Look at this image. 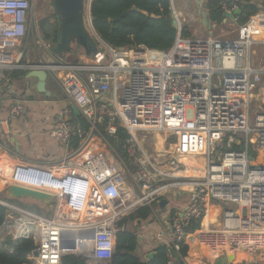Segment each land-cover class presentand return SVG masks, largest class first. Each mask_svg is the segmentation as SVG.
<instances>
[{
	"label": "built area",
	"instance_id": "obj_1",
	"mask_svg": "<svg viewBox=\"0 0 264 264\" xmlns=\"http://www.w3.org/2000/svg\"><path fill=\"white\" fill-rule=\"evenodd\" d=\"M239 1L222 0V7L232 13L240 7ZM34 3L0 0V69L27 70L23 62L27 51L21 43L32 25ZM260 25L264 15L256 14L239 25L234 39L179 35L165 52L117 48L96 33L98 50L89 62H50L49 75L71 105L55 118L48 133L68 149L59 165L17 167L27 174L12 184L53 193L56 215L48 217L7 202L0 245L6 237L34 239L36 248L25 264H62L65 234L78 230L92 237L87 247L93 262H109L120 231L117 220L140 207L159 206L172 188L185 182L191 185L188 204L165 219L152 236L156 247L168 246L169 264H176L175 252L180 254L195 235L213 255L243 249L257 258L263 256L264 110L253 123L250 113L254 95L264 94V62H252L253 47L264 44L256 37L264 33ZM72 105L89 124L87 130L69 121L76 117ZM24 112V102L16 101L8 117L0 119L1 147L9 149L10 123ZM119 127L128 135L121 143V155L103 142L110 144L107 136H117ZM162 131L173 138L172 151L149 154L141 137ZM74 138L79 144L71 148ZM193 157L202 161L191 163ZM188 162L195 170L202 166L203 174L174 172L173 165ZM168 163L172 172L164 168ZM81 193L86 208L79 220L71 210L79 211ZM215 203L218 225L188 232L192 220L201 219L202 225ZM61 209L65 218L59 215ZM70 251L83 250L79 245Z\"/></svg>",
	"mask_w": 264,
	"mask_h": 264
},
{
	"label": "trees",
	"instance_id": "obj_2",
	"mask_svg": "<svg viewBox=\"0 0 264 264\" xmlns=\"http://www.w3.org/2000/svg\"><path fill=\"white\" fill-rule=\"evenodd\" d=\"M239 6L244 7L243 12L238 15L237 23L242 24L247 22L252 16L256 15L260 9H264V0H240ZM205 7L210 11L211 19L221 25L227 17V12L222 7V0H208ZM171 0H92L91 14L93 16V28L96 33L108 44L117 48H140L148 50H156L158 52L168 51L176 42L179 36L178 28L173 26L170 18ZM53 16L56 18V24L51 31L48 28ZM48 16L40 21V26L44 31L45 36L52 43L58 39L59 23L57 15ZM52 25V26H53ZM181 37H191V29L187 25L182 26L180 33ZM77 62V61H75ZM28 73L27 70L16 69L13 71V76H24ZM73 121L80 123L84 129L89 128V124L81 117L76 116ZM127 132L124 128L119 127L117 136H107L110 144H116V141L122 143L127 138ZM79 144V139L74 138L70 147L75 148ZM239 148L238 145H235ZM21 173L14 168L13 177L16 180L21 179ZM2 199L12 203L20 204L26 209L33 211H42V207L36 203L26 204L25 201L11 200L7 197ZM177 210L172 209L170 216H175ZM153 214V209L150 206H143L134 211L128 219L132 221L149 219ZM7 216V208L0 203V225H2ZM127 219H124L121 225L126 224ZM201 227V219L192 220L187 227L188 232H194ZM78 239V238H76ZM63 241L65 248L71 246L72 241ZM198 239L191 241L192 251L191 257L194 261L200 259L201 253H204V248L197 247ZM139 240L137 234L126 227L125 230L117 232L116 235V250L112 260L106 263L98 264H169L168 246L158 245L153 250L155 255L151 259L144 260L137 253ZM36 248L34 239H21L14 241L10 237H6L0 245V264H25L28 261V254ZM189 246L184 245L180 251V257L177 258L176 264H188L186 257L188 256ZM239 254L238 261L241 259H250L253 255L246 253ZM209 252L206 255L209 256ZM257 257V256H256ZM264 256H258V258ZM207 258V257H206ZM215 260V259H214ZM62 264H88L84 259L71 253L62 257ZM200 264V263H199ZM244 264V263H239ZM255 264V263H254Z\"/></svg>",
	"mask_w": 264,
	"mask_h": 264
},
{
	"label": "crops",
	"instance_id": "obj_3",
	"mask_svg": "<svg viewBox=\"0 0 264 264\" xmlns=\"http://www.w3.org/2000/svg\"><path fill=\"white\" fill-rule=\"evenodd\" d=\"M204 1V0H203ZM208 0H205V3ZM199 0H173L175 9L179 16H182L183 13L191 7H195V18L199 21V25L203 31H212L209 29L202 20V16L200 14L199 4L197 3ZM202 7H205L202 5ZM205 10L210 15V11L205 7ZM258 15H264V9H260L257 13ZM193 20V19H191ZM189 22V21H188ZM187 22V23H188ZM91 23V21H90ZM212 24L214 26L218 25L212 20ZM222 24L230 25L231 28L238 31V27L240 24L237 21H234L233 18L224 19ZM92 26V24H91ZM213 26V28H214ZM260 28H263L264 25H260ZM87 27V26H86ZM92 29L93 36L96 41V31ZM89 30V29H88ZM90 31V30H89ZM91 32V31H90ZM263 32H260L256 35V37H261ZM210 36V35H208ZM212 36V35H211ZM58 39V38H57ZM58 41V40H57ZM56 42L49 43V56L46 53L40 54L42 59H28L24 63H40V62H62L68 64L75 63H84L89 62L91 60L92 55L83 52H77L76 57L72 59L70 50L63 51V56L53 51L52 46L55 45ZM98 44V41H97ZM76 47V40H71L70 48ZM64 52L69 53V55L64 56ZM55 59V60H54ZM77 61V62H75ZM253 63L257 65V63L252 60ZM25 70V69H23ZM28 71V70H27ZM13 71H7V69H0V119H4L8 117L10 113L11 106L16 101H23L25 104V112L20 114L10 123V134H9V149L0 146V198L5 197L7 187L15 181V178H10L14 173V168L17 169L19 166L29 167L31 169L32 166H44L51 167L55 165L61 164L63 158L66 155L68 146L65 144L58 142L56 139L52 138L48 130L53 126L55 118L62 114L68 105V101L64 95L61 94V88L59 83L53 77H48L54 84L57 85L59 89V97L53 98V92L48 87V79H47V89L50 91V95H46L45 93H40L37 90L38 79L36 77L28 76L27 74L22 78L21 76H13ZM26 84L31 86L27 87ZM8 85L10 87H8ZM42 104H46L49 106L50 110L53 111L50 114L49 122H45V117L42 115H38V110L41 108ZM73 120V119H72ZM198 157H195L196 160ZM200 162L202 161L199 158ZM13 169V170H12ZM13 171V173H12ZM18 172L19 169H17ZM26 171H21V179L24 175H26ZM188 174V173H187ZM21 179L19 181H21ZM14 180V181H13ZM3 194V195H2ZM169 198V197H168ZM170 201V199H169ZM168 207L163 209V214L165 218H169L168 215ZM219 209L212 208L208 217L205 218L206 221L210 217V214L217 212ZM165 218L159 222H155L152 219L140 220L139 223L141 225L142 232L139 233L138 236L139 245L140 239L143 240V249L145 252L144 255H148L150 252L154 251L153 249L156 247L153 243L152 236L163 226V221ZM74 233L78 241H72L71 243L75 248L78 249L79 245L81 249L88 248L89 238L88 234L84 233L83 236L80 234L78 230L70 231V234ZM1 235V231H0ZM65 241H70L71 238H65ZM74 240V238H73ZM138 245L137 253L139 255L140 246ZM142 256V255H141ZM202 264V262H201Z\"/></svg>",
	"mask_w": 264,
	"mask_h": 264
},
{
	"label": "rangeland",
	"instance_id": "obj_4",
	"mask_svg": "<svg viewBox=\"0 0 264 264\" xmlns=\"http://www.w3.org/2000/svg\"><path fill=\"white\" fill-rule=\"evenodd\" d=\"M51 1L52 0H35L34 6H33V21H32V25L30 26L28 36L25 39H23V41L21 43V46L23 48H25L26 51H27L24 54V56H23V62H25L28 59H42L40 54H43V53H46V55L49 56V43H50L51 40L48 39L45 36L44 31H43V29L40 26V21L43 18H45V17H48V16L51 17L54 14H56L54 12V8H53V5H52ZM197 3L199 4V2H197ZM203 5L205 6V0L203 1ZM203 8L205 10V7H203ZM84 9H85V13H84L85 14L84 15L85 24H86L87 28L91 31L90 33H92V29H91L92 26H91V23H90V15H89V0H84ZM195 14H196L195 13V7L193 6L191 8H188L183 13L182 16L178 15L182 26L183 25H187L189 27V29H191V37H198V36L206 37V36H208L209 35L208 31L207 30L203 31L201 29V27L199 25V21H197L196 18H195ZM57 18H58V16H57ZM191 19H193V20H191ZM55 20H56V18L53 16L52 21H51L50 25L47 28L50 31L52 29H54V25L56 24ZM58 23H59V20H58ZM212 31H213L212 36L214 38H216V39H234V38L237 37V31L235 29L231 28L230 25H227V24L216 25V26H214V28H212ZM92 35H94V34H92ZM262 38L264 39V35L262 36ZM78 51L79 52L81 51V52H83L85 54V51H84L83 48L78 47V46H77V48L73 47L70 50L72 59L76 57V53ZM64 54H65L64 56L69 55V53H67V52H64ZM252 60H254L258 65H261L264 62V44H257V45H255L253 47ZM49 76L52 77L51 75H49ZM26 85H27V87L31 86L29 84H26ZM48 87L53 92V96L52 97L53 98H58L59 97V94H58L59 93V89H58L56 84L51 82L50 79H48ZM61 94L64 95L62 90H61ZM40 107L41 108L38 110L37 114L38 115L39 114L42 115L43 118L45 117L44 119H45L46 123L49 122L50 119H52L50 117V114H52L53 111L50 110L49 106L46 105V104H42ZM262 110H264V94L256 93L254 95V97H253L252 104H251V111H250L252 123L254 122L255 115L257 113H259L260 111H262ZM158 133H161L164 136V142L162 143V147L160 148L162 150L158 149L157 146H156V143H155V137H156L157 132L144 134L141 138L142 139L144 138L143 139L144 140L143 141L144 148L149 154L159 155L160 156V155L165 154V152H164L165 150L172 151L171 145L173 144V138L169 137V135L167 133H165V132H158ZM95 137H98V135H95ZM103 142L106 144V146L109 149H113V150L119 151L120 153H118V154H120V155L123 154L124 150H123L122 144L120 142L116 141V144L113 145V146L108 144L106 141H103ZM160 151H161V153H160ZM163 159H165V158H163ZM171 166L172 165H170L168 163V164L164 165V168L166 169L167 172H172L173 170H172ZM173 166H174V172H176L178 174V173L181 172V170H182L181 168L186 167L187 165L186 164L183 165L181 163H178V164H175ZM194 170L195 169H193L191 167V168H189L186 171V173H188L189 175L193 176L192 172ZM196 170H198V172H200V173L203 172L202 171V166H200V168H198ZM12 173H13V171H12ZM188 174L184 173L183 175H188ZM183 175H181V176H183ZM10 178L14 179L13 175ZM81 178L82 179H86L87 177L86 176H82ZM15 181H17V180L15 179ZM89 187H90V184H89ZM90 188L92 189V186ZM188 189H189V187L186 186V184H184V185L179 184L175 188H172L170 192H168V197L170 199V202H169L168 215L167 216L169 218H170V211L172 209L180 210V209H183L188 204L189 199H190V194L188 193V191H189ZM184 191H187V192H184ZM5 197H6V194H5ZM81 199H82V204L79 205L78 208H77L79 211L78 212H74L73 210L76 209V208L71 210V214H73V216L75 218H78L79 220H81V213L86 208V205H85V201L86 200H85V197H83V193H81ZM2 200H4V199H2ZM4 201L8 202L6 200H4ZM25 203L28 205V204H32L34 202L25 201ZM218 203H220V202H218ZM14 205L17 206V207H20V208H24L20 204H14ZM218 206L219 205L215 203V205L211 206L210 208L214 207L216 209H219ZM224 207H230V205H228V206L224 205ZM210 208H209V210H210ZM153 209H154L153 214L150 216L149 219H152L155 222H159L158 221L159 219H160V221H162V219L165 218V215H162L163 214V209H160V207L158 205H154ZM56 210H57L56 206L55 207H53V206L52 207H45V208H42L41 213L40 212L39 213L40 214H45L48 217H53L54 215H56ZM30 211H33V210H30ZM34 212H36V211H34ZM133 212H130V213L124 215V216H121L117 220L116 223L119 225L120 223L123 222L124 219H127V222H126L127 227L130 230L134 231L135 233H141L142 230H141L140 223H138L137 221H132L131 219H128L129 216ZM37 213H38V211H37ZM77 214H79V215L77 216ZM59 215L62 216V218L66 217L64 209H61ZM79 216H80V218H79ZM67 217H68L67 219H69L68 215H67ZM67 219H65V220H67ZM165 219H167V218H165ZM218 220H219V217H218ZM205 222H206V219L205 220L203 219L202 225H201L202 229H200V231H202L204 229ZM213 224L216 225V226L218 225L217 221L214 222ZM213 224H211V225H213ZM73 237H74V233L70 234V232H68V233L65 234V238H69V239L71 238V240H73ZM195 238L199 240V238L196 237V235H195L194 239ZM192 240L193 239L191 238L190 241H189V251H188L189 252V254H188L189 260H187L188 264H196L195 263L196 261H198L200 264H201V262H202V264H213L220 257L219 255L218 256L215 255V254L213 255L211 253V251H210V248L207 245L202 244L201 242L198 241L199 243H198L196 248H198L200 246L201 247H206V248H204V253L203 254L201 253V256H199L200 259L194 261L192 259L193 257H191V251H192V248H193L192 245H191V241ZM139 246H140L139 252L142 255V258L144 260L148 259V255H144L145 253H142V252H145L144 249H143V240H142V238L140 239V245ZM75 247H76L75 244L73 245L71 243L70 249L65 250V251H70L72 248L76 249ZM207 251L210 253L209 256L206 255ZM246 253L250 254L249 252H246ZM253 256H255V255H253ZM263 256H264V254H263ZM239 263H244V264H254V263L255 264H264V258H260L259 257L258 259L256 258V260H254V258H250V259L245 258V259H241L239 261L235 259V263L234 264H239Z\"/></svg>",
	"mask_w": 264,
	"mask_h": 264
},
{
	"label": "water",
	"instance_id": "obj_5",
	"mask_svg": "<svg viewBox=\"0 0 264 264\" xmlns=\"http://www.w3.org/2000/svg\"><path fill=\"white\" fill-rule=\"evenodd\" d=\"M54 12L58 16L59 20V31H58V41L52 46L53 51L62 55L63 51L71 50V40L75 39L78 47L84 49L85 53L92 55L98 50V44L95 37L90 33L85 24L84 18V0H52L51 1ZM91 4L89 8L90 21L93 27V16L91 14ZM203 0H199V9L202 16L203 23L209 28H213L212 19L207 11L202 7ZM244 7H239L232 13H227V18H234L243 12ZM171 14L170 18L172 20L173 26L178 28L181 33L182 24L179 19L178 13L175 9L173 0H171ZM94 29V28H93ZM95 30V29H94ZM179 33V35H180ZM209 35L212 32L208 31ZM63 56V55H62ZM52 63L40 62V63H29L26 64V69L28 70L27 75L36 77L38 79L37 90L40 93H45L50 95V91L47 89V79L49 77L48 66ZM72 110L75 116H80V111L76 105H72ZM73 117H69V121H72ZM6 197L11 200L18 201H30L34 202L43 207H52L56 202V197L53 193L43 191L40 189L31 188L28 186L20 184H10L6 190ZM168 198H163L160 203V209H166L169 204ZM1 204H6L4 200L0 199ZM116 249V248H115ZM75 254L80 258L84 259L88 264H98L100 262H93V252L86 253L81 251L71 252L65 251L63 256L67 254ZM37 255V253H35ZM155 255L152 251L148 254V259H151ZM175 255L179 258L180 254L175 252ZM257 258V257H256ZM254 258V260H256ZM236 259V254H221L220 257L213 264H234ZM258 259V258H257Z\"/></svg>",
	"mask_w": 264,
	"mask_h": 264
},
{
	"label": "bare ground",
	"instance_id": "obj_6",
	"mask_svg": "<svg viewBox=\"0 0 264 264\" xmlns=\"http://www.w3.org/2000/svg\"><path fill=\"white\" fill-rule=\"evenodd\" d=\"M263 35H264V34H262V36H263ZM262 36L259 37L258 39H259V40H260V39H263ZM162 132H164V131H162ZM165 133H166V132H165ZM165 137H166V136H165ZM163 142H164V136H163L161 133H158V132H157L156 137H155V143H156V146H157L158 149H160V148L162 147V143H163ZM160 150H162V149H160ZM160 153H161V151H160ZM192 161L196 162L195 157L192 158L191 163H192ZM189 168H191V164H190V162H188L187 166L185 167V171L181 170L182 173L180 172V173H178V175H179V176L183 175L184 173H186V171H187ZM202 171H203V169H202ZM186 174H187V173H186ZM192 174H193V176H196V175L198 176V175L203 174V172L200 173V172H198V170H194V171L192 172ZM184 184H186V186H191V185H188V184L185 183V182H181V185H184ZM213 206H214V205H213ZM212 208H213V207H212ZM212 208H210V210H212ZM210 210H209V213H210ZM218 212H219V211H218ZM209 213H208V214H209ZM207 216H208V215H207ZM207 216H206V217H207ZM206 217H205V218H206ZM217 217H218L217 212L211 214L210 217L208 218V220L205 222L204 227H205V228H208L209 225H211L212 223L216 222V221H217ZM81 219H82V218H81ZM204 220H205V219H204ZM205 230H206V229H205ZM88 237H89V236H88ZM91 243H92V237L90 236V238H89V244H88L89 247L91 246ZM63 247H64V250H68V249H70V247L65 248L64 245H63ZM82 250H83V252L87 251V253H90L89 248L82 249ZM243 252H244L243 249H238V251L236 252V260H238V256H239V254H241V253H243ZM251 258H256V257H255V256H252ZM195 263H196V264H199L198 261H196Z\"/></svg>",
	"mask_w": 264,
	"mask_h": 264
},
{
	"label": "flooded vegetation",
	"instance_id": "obj_7",
	"mask_svg": "<svg viewBox=\"0 0 264 264\" xmlns=\"http://www.w3.org/2000/svg\"><path fill=\"white\" fill-rule=\"evenodd\" d=\"M153 209V208H152ZM119 227H120V231L121 230H125L126 229V227H127V225L126 224H123V225H121V224H119ZM128 228V227H127ZM119 232V231H118Z\"/></svg>",
	"mask_w": 264,
	"mask_h": 264
}]
</instances>
